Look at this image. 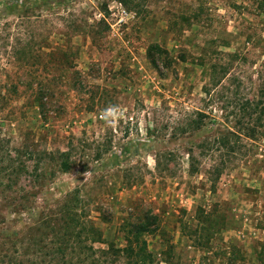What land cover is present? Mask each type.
<instances>
[{"label":"rangeland","instance_id":"obj_1","mask_svg":"<svg viewBox=\"0 0 264 264\" xmlns=\"http://www.w3.org/2000/svg\"><path fill=\"white\" fill-rule=\"evenodd\" d=\"M263 3L0 0V137L11 149L35 140L66 150L72 141L84 155L28 208L0 207V236L26 235L69 197L107 240L123 244L118 226L151 211L164 230L151 248L168 240L184 264H198L204 250L187 236L200 220L214 264H226L235 238L236 264H258L264 125L249 101L264 88ZM100 92L113 102L102 117L81 107ZM195 111L202 126L179 133ZM107 138L112 150L93 159L92 142ZM51 166L42 167L48 175Z\"/></svg>","mask_w":264,"mask_h":264},{"label":"trees","instance_id":"obj_2","mask_svg":"<svg viewBox=\"0 0 264 264\" xmlns=\"http://www.w3.org/2000/svg\"><path fill=\"white\" fill-rule=\"evenodd\" d=\"M119 1L127 5L129 0ZM262 7L264 8V3ZM100 22H104V19ZM19 54V50H16L15 60L20 59ZM152 63L158 64L156 60ZM211 79L218 85L216 75ZM209 87V85L204 87L206 94L211 90ZM39 94L41 95L39 102L43 106L45 99L43 88L39 89ZM112 103L105 100L103 92H100L99 96L87 100L81 107L85 112L100 114L102 117L101 113L112 107ZM249 103L253 106L250 115H257L256 120L264 125V88L261 89L260 95ZM204 117H206L204 113L195 111L177 130H180L179 133H185L198 129L202 126ZM248 129L251 130L250 137H253L255 130ZM37 144L32 140L22 147L11 149L0 137V207L28 208L49 178H54L57 173L71 171L78 164L77 158L83 155L80 154L78 157L77 146L72 141L66 150L55 151L37 148ZM92 144L95 145V154L91 157L95 160L100 159L113 147L110 138L102 143ZM86 146L87 149L92 148L91 144ZM81 147H84V144ZM193 159L194 156L190 155V160ZM50 164L52 166L48 175L47 170L43 168ZM73 202L67 197L56 209L42 212L37 223L22 237L10 239L0 236V264H184L180 260V255H175L176 245L168 240L162 242L158 249L151 248L149 237H156L164 232L157 214L148 211L141 218L123 221L117 228V237L123 242L119 244L107 240L103 235L104 231L80 214ZM207 229L210 230L199 220L195 228L188 231L187 237L191 239L192 247L203 248L205 253L201 255L198 264H214L210 256H207L210 252L209 239L205 238ZM183 233L187 235L185 228ZM25 241L28 243L26 247ZM237 242L236 238L232 239L233 249L226 264H236L243 258L241 250L236 248ZM96 244H102L104 247H96ZM253 249L257 263L264 264V241L258 242Z\"/></svg>","mask_w":264,"mask_h":264}]
</instances>
